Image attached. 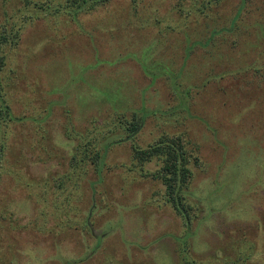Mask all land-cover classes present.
Returning <instances> with one entry per match:
<instances>
[{"label":"rangeland","instance_id":"rangeland-1","mask_svg":"<svg viewBox=\"0 0 264 264\" xmlns=\"http://www.w3.org/2000/svg\"><path fill=\"white\" fill-rule=\"evenodd\" d=\"M135 1L110 0L72 21L0 0V22L6 11L23 25L18 44L4 48L20 119L0 176V264H176L187 233L201 264H264V0H246L239 15L241 0ZM235 15L234 29L219 31ZM114 112L142 113L139 146L163 131H186L197 144L188 224L159 180L129 170L130 145L113 142L125 135L117 129L105 139L101 180L89 164L80 181V213L95 204L89 232L50 230L53 178L69 168L76 142L65 127L104 125ZM249 244L254 253L242 261Z\"/></svg>","mask_w":264,"mask_h":264},{"label":"trees","instance_id":"trees-1","mask_svg":"<svg viewBox=\"0 0 264 264\" xmlns=\"http://www.w3.org/2000/svg\"><path fill=\"white\" fill-rule=\"evenodd\" d=\"M23 8L27 9L30 6L36 7L39 10L47 11L49 14L65 13L72 21L77 19L79 13L90 12L95 8L106 4L110 0H22ZM135 6V0H132ZM246 0H241L238 15L241 12ZM4 18L0 22V176L4 169V162H7V154L9 152L8 137L10 133V124L20 118L15 116L12 112L10 99L7 94L9 82L3 76L5 68L6 54L4 48L8 46H15L18 44L23 25L18 23L14 15L8 14L4 11ZM238 15H235L229 22V26L221 27L219 31L226 33L234 29ZM216 30H212L211 34L205 41L208 45L213 41ZM225 33V34H226ZM159 68L164 70L163 67L155 66L153 69ZM254 67L253 70H257ZM149 69V70H153ZM256 72V71H255ZM206 74V73H205ZM205 75H202L198 83L204 85ZM174 82V79L172 80ZM196 82V81H195ZM197 84V82L195 83ZM189 85V84H188ZM187 85V86H188ZM187 94L190 93V87L186 88ZM223 93L226 90L221 89ZM178 93V92H176ZM181 95V93H178ZM184 101L182 100L181 104ZM69 110L67 111V113ZM144 116L142 113L133 112L129 117L122 112H114L111 114V120L104 121V125L93 120L89 126L84 129H78L74 125L65 127V135L69 139L75 140V144L71 148L70 156L68 158V169L63 173H59L53 178V193L56 194L53 203L54 226L65 229H77L89 232L88 224H93L91 221V212L95 207L92 202L86 212V208L81 210L77 201L80 194V181L87 174V166L91 164L96 174L101 180V167L104 164V154L109 145L105 139L114 135L117 129L121 130L125 135L120 138H115L113 142H120L127 140L130 145L131 151V165L129 170L141 169L142 177H151L152 179L159 180L164 186L163 198L166 203H169L175 212L181 216L184 223L188 224L194 217L193 210L195 207L187 201L186 190L193 178L192 165H200L201 161L199 156L195 153L197 144L194 140L187 138V132H162L155 140L149 142L146 146H139L135 142V137L141 127L143 126ZM110 123L113 125L111 126ZM155 160L159 166L154 170H145L144 165L148 162ZM139 168V169H138ZM45 186V185H44ZM47 193V190L42 192V195ZM45 197V196H43ZM46 200V199H45ZM47 215L46 211L42 212ZM58 219V220H57ZM45 223V222H44ZM44 225V224H43ZM188 233L184 239L180 241L178 248V256L176 264H201L196 258L192 257L189 253V243L186 240ZM101 238L97 239L94 248L99 246ZM248 250H240L238 256L243 260L249 259L253 251V246L248 245ZM116 264H125L121 261ZM135 264V263H131Z\"/></svg>","mask_w":264,"mask_h":264}]
</instances>
